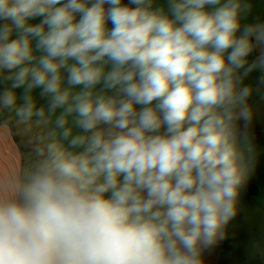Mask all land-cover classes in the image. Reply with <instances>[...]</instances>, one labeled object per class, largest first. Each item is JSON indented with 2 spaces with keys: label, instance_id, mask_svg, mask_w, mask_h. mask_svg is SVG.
Returning a JSON list of instances; mask_svg holds the SVG:
<instances>
[{
  "label": "clouds",
  "instance_id": "obj_1",
  "mask_svg": "<svg viewBox=\"0 0 264 264\" xmlns=\"http://www.w3.org/2000/svg\"><path fill=\"white\" fill-rule=\"evenodd\" d=\"M250 10L0 0V128L32 134L0 177V264H205L253 152L243 81L264 73V23H242Z\"/></svg>",
  "mask_w": 264,
  "mask_h": 264
},
{
  "label": "crops",
  "instance_id": "obj_2",
  "mask_svg": "<svg viewBox=\"0 0 264 264\" xmlns=\"http://www.w3.org/2000/svg\"><path fill=\"white\" fill-rule=\"evenodd\" d=\"M127 3L128 0H123ZM251 10L242 21L244 24L264 23V0H246ZM167 8V0H154V7ZM39 18L32 23H38ZM111 25H109L110 27ZM15 38V35L13 36ZM259 55L254 49L249 56V63ZM242 71V70H241ZM260 70H254L243 81L251 86L253 93L249 98V105L253 109V119L247 128L249 142L253 152L246 155L249 172L240 196V212L225 229V236L214 246L203 253L205 264H264V83H261ZM7 84H0L2 92ZM40 89L33 92L37 106L46 104V98H41ZM21 95L23 89H16ZM19 103V101H18ZM35 119V118H34ZM3 118L0 115V122ZM10 127L0 128V177L5 176L12 169L13 163L18 161V155L30 156L31 133L24 132V125L16 126L15 120ZM238 134L245 131L244 122H237ZM37 129H33V132ZM67 147V142H65ZM81 149H75L80 151ZM249 185L258 189L252 193Z\"/></svg>",
  "mask_w": 264,
  "mask_h": 264
},
{
  "label": "trees",
  "instance_id": "obj_3",
  "mask_svg": "<svg viewBox=\"0 0 264 264\" xmlns=\"http://www.w3.org/2000/svg\"><path fill=\"white\" fill-rule=\"evenodd\" d=\"M5 117H9V114H8V113H4V114L2 115V118L4 119ZM12 122H13V120H12ZM12 122H11L10 125L13 124ZM249 189H250V191H251L252 193H257V192H258V189H257L255 186H253V185H249Z\"/></svg>",
  "mask_w": 264,
  "mask_h": 264
}]
</instances>
